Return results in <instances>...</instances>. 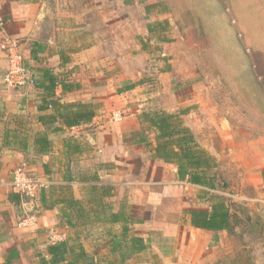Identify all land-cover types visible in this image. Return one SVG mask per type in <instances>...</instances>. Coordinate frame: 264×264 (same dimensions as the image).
Wrapping results in <instances>:
<instances>
[{
  "label": "crops",
  "instance_id": "1",
  "mask_svg": "<svg viewBox=\"0 0 264 264\" xmlns=\"http://www.w3.org/2000/svg\"><path fill=\"white\" fill-rule=\"evenodd\" d=\"M123 2L0 0V42H19L34 80L6 89L0 50V264H221L237 252L234 216L243 212L264 227V136L224 123L202 129L189 120L196 107L180 97L170 108L114 118L120 100L154 96L145 92L152 79H126L121 87V74L141 56L166 62L160 51L170 42L168 30L165 41L148 30L166 20L155 19L167 13L160 11L165 3ZM132 9L149 17L137 32ZM169 72L165 63L158 78ZM168 83L157 85L165 91ZM148 112L172 114L188 130L208 162L197 170L206 185L179 178L177 165L154 158L149 147L125 143L132 133H148L141 121ZM21 165L44 183L30 204L36 227L17 225L27 201L10 183ZM219 203L227 228L213 217L206 228L192 224L198 212L216 214ZM50 229L61 240L51 243Z\"/></svg>",
  "mask_w": 264,
  "mask_h": 264
},
{
  "label": "rangeland",
  "instance_id": "2",
  "mask_svg": "<svg viewBox=\"0 0 264 264\" xmlns=\"http://www.w3.org/2000/svg\"><path fill=\"white\" fill-rule=\"evenodd\" d=\"M123 3H165L167 13L155 15V19L168 21L170 42L160 51L166 62L160 56L147 59L141 56L138 61L133 59L131 66L128 64L134 69L121 74V87L126 79L133 82L152 79L145 85L149 86L145 92L154 96L149 95L151 98L143 102L132 100L123 104V99L120 100L119 113L113 115L118 118L116 121L156 106L170 108L173 99L180 97L183 102L187 100V107H196L194 112L199 113L196 120L191 117L189 120L201 124L202 129L224 123L251 138L264 136V0H124ZM131 15L136 21L131 31L143 29L149 17L136 9H132ZM165 63L170 72L159 79L157 70L165 67ZM167 81L165 91L157 85V82L165 85ZM195 98L196 104L192 102ZM245 216L240 212L235 223L237 252L222 264H264L263 224L258 218L252 224Z\"/></svg>",
  "mask_w": 264,
  "mask_h": 264
},
{
  "label": "trees",
  "instance_id": "3",
  "mask_svg": "<svg viewBox=\"0 0 264 264\" xmlns=\"http://www.w3.org/2000/svg\"><path fill=\"white\" fill-rule=\"evenodd\" d=\"M161 7V6H157ZM160 11L165 12L166 7H162ZM169 28V24L166 20L157 22L154 27H148L150 33H154L157 40L161 39V35L165 33ZM139 82L137 84H141ZM137 84H131L122 89L121 92L132 90ZM52 104V103H51ZM50 103L48 105L52 106ZM141 121L147 128V134L144 132H135L129 135V140L126 144H143L147 148L149 147L153 152L152 155L158 160H162L166 163H175L178 167L179 178H188L191 184L206 185L205 174L199 175L198 171L201 168H208V162L203 156V152L198 149L192 136L187 129L183 128L180 124V120L174 117L172 114H165L163 112H148L142 114ZM73 125V124H72ZM150 132L153 133L154 144L149 140ZM43 144L40 147L43 148ZM174 147L177 150H174ZM190 170H193L192 172ZM218 211L216 214H208L207 212H198L199 219L197 222H192L193 225L201 228H206L205 224L207 219L212 217L218 220L220 226L228 224V211L224 209L223 204L219 203ZM214 212V211H213ZM194 214V213H193ZM197 216V217H198ZM210 221V220H209ZM208 221V222H209ZM234 224L237 221V217H233ZM232 232V230H231ZM222 264V263H221Z\"/></svg>",
  "mask_w": 264,
  "mask_h": 264
},
{
  "label": "built area",
  "instance_id": "4",
  "mask_svg": "<svg viewBox=\"0 0 264 264\" xmlns=\"http://www.w3.org/2000/svg\"><path fill=\"white\" fill-rule=\"evenodd\" d=\"M0 50L7 61L6 73L3 77V84L6 89L19 90L24 86L33 85L34 80L24 64L23 56L19 50V42L14 39H5L0 42ZM116 118V117H114ZM11 188L23 197L25 204L22 215L18 218L17 225L21 228L36 227L37 211L31 204L35 193L44 187V183L33 176L24 165L16 167L12 171ZM63 237L56 230L48 231V239L55 243Z\"/></svg>",
  "mask_w": 264,
  "mask_h": 264
}]
</instances>
